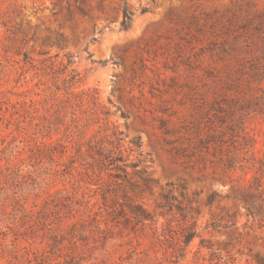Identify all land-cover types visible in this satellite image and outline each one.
<instances>
[{"label": "rangeland", "instance_id": "1", "mask_svg": "<svg viewBox=\"0 0 264 264\" xmlns=\"http://www.w3.org/2000/svg\"><path fill=\"white\" fill-rule=\"evenodd\" d=\"M0 264H264V0H0Z\"/></svg>", "mask_w": 264, "mask_h": 264}, {"label": "trees", "instance_id": "2", "mask_svg": "<svg viewBox=\"0 0 264 264\" xmlns=\"http://www.w3.org/2000/svg\"><path fill=\"white\" fill-rule=\"evenodd\" d=\"M130 13L128 12V10L124 7L123 8V19H122V22H121V26L123 29H126L128 28V25H129V22H130ZM111 207H106L105 210H106V213L107 215H111L113 211H109ZM143 214V212H142ZM138 220V219H137Z\"/></svg>", "mask_w": 264, "mask_h": 264}]
</instances>
